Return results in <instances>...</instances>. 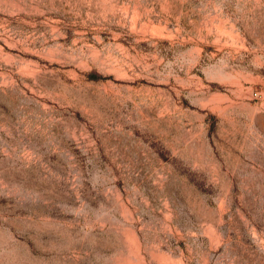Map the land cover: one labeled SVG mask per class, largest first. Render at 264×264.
Here are the masks:
<instances>
[{"label": "rangeland", "instance_id": "1", "mask_svg": "<svg viewBox=\"0 0 264 264\" xmlns=\"http://www.w3.org/2000/svg\"><path fill=\"white\" fill-rule=\"evenodd\" d=\"M0 264H264V0H0Z\"/></svg>", "mask_w": 264, "mask_h": 264}]
</instances>
